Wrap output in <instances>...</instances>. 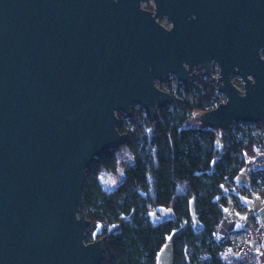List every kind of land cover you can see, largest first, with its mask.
Instances as JSON below:
<instances>
[{"label":"water","instance_id":"95a60500","mask_svg":"<svg viewBox=\"0 0 264 264\" xmlns=\"http://www.w3.org/2000/svg\"><path fill=\"white\" fill-rule=\"evenodd\" d=\"M263 56L264 0H0V264H100L85 169L126 144L116 112L154 121L156 82L214 62L225 100L193 119L264 124Z\"/></svg>","mask_w":264,"mask_h":264},{"label":"trees","instance_id":"16d2710c","mask_svg":"<svg viewBox=\"0 0 264 264\" xmlns=\"http://www.w3.org/2000/svg\"><path fill=\"white\" fill-rule=\"evenodd\" d=\"M192 79L194 83L178 84L172 93L174 101L167 107L173 105L174 114L159 110L154 121L148 115L142 120L131 115L128 123L117 124L119 132L128 134L126 145L134 154L112 189L101 185L97 170L85 169V241L104 238L100 264H157L174 230L172 264H227L221 252L230 240L216 235L225 208L239 207L235 191L264 196V166L249 171L248 186L236 182L246 160L264 153V136L244 141L232 131L233 125L239 128L236 123L216 129L193 119L194 113L210 110L223 99L216 79L200 73ZM106 165L114 169V160ZM160 208L171 209L172 217L154 222L151 212L161 214Z\"/></svg>","mask_w":264,"mask_h":264},{"label":"rangeland","instance_id":"374dc122","mask_svg":"<svg viewBox=\"0 0 264 264\" xmlns=\"http://www.w3.org/2000/svg\"><path fill=\"white\" fill-rule=\"evenodd\" d=\"M142 7L148 10H152L153 3L152 2L148 4L143 3ZM159 22L160 24H162L163 26L167 28L170 25L169 22L165 18H163ZM199 73L203 75L202 69L199 66L193 67L189 72V79H188L187 84H189V82L194 83L195 81L192 79V76L199 74ZM218 75H219L218 66L216 63L212 62L210 64L207 74H204L203 77H211V78L217 79ZM232 82L240 90H243L242 82L239 77L233 76ZM178 84L180 86H183L171 74L168 75L167 80L165 82L163 83L156 82V85L159 88H161L164 91H168L170 93H174L176 91ZM219 95L220 97H222L223 99L222 101H224L225 100L224 95L220 92H219ZM175 97L181 98V95L175 94ZM166 107L167 106H165L164 108L160 110H165L166 112H170V114H174L176 112V109L173 107V105H170L167 108ZM130 109H131L130 116L135 115L141 120L144 119L145 116L147 115L146 111L139 104H136V103L132 104ZM130 116H127L126 114L122 113L121 116H117L118 123H128V118ZM232 123H236L239 126L238 129L234 125L232 126V131H234V133L239 139L246 141L250 136H253V135L264 136V124L238 123V122H232ZM216 145H217V148L220 149L222 147V141L220 139H217ZM133 154L134 153H133L132 148H130L126 144H123L116 149L108 150L104 156L100 158H95L90 167L92 170H97L98 178H99L101 185L104 188L110 190L121 179L123 168L132 161ZM112 159L114 160V163H115L114 169L106 165V163L109 164V162ZM263 166H264V153H261L257 157L252 158V159L248 158L246 160V166L240 171V173L236 177L237 184L248 186L249 177H250L249 171L253 168H261ZM262 184L264 186V180ZM234 193H237L239 205H242L243 203H245V205L247 204L245 208L247 210L246 213L257 211L261 215V218L264 219V196H261V194L255 192L254 190L247 192L246 195H241L240 193L236 191ZM191 208H192V205H191ZM160 213L161 214H157L156 212H151V218L153 219L154 222L172 217L171 209L160 208ZM192 216H194L193 208H192ZM175 233H176V230H174V232H172V234L167 237L166 242L161 247L158 253V256H157V264H172V238Z\"/></svg>","mask_w":264,"mask_h":264},{"label":"crops","instance_id":"0c3cea01","mask_svg":"<svg viewBox=\"0 0 264 264\" xmlns=\"http://www.w3.org/2000/svg\"><path fill=\"white\" fill-rule=\"evenodd\" d=\"M246 206L245 203L239 207L228 205L225 208V215L218 225L216 235L221 240L229 239L230 244H232L240 239L243 231L250 230L253 235L250 246L260 258L261 264H264V235L258 236L256 232V224L264 229V219L257 211L251 212L257 214V218H252L251 213H246Z\"/></svg>","mask_w":264,"mask_h":264},{"label":"built area","instance_id":"2783aa9c","mask_svg":"<svg viewBox=\"0 0 264 264\" xmlns=\"http://www.w3.org/2000/svg\"><path fill=\"white\" fill-rule=\"evenodd\" d=\"M252 218H257L256 213H251ZM256 232L258 236L264 235V229L256 224ZM253 235L250 230L242 232L240 239L230 245L221 252L223 261L227 264L239 262L241 264H261L260 258L250 246Z\"/></svg>","mask_w":264,"mask_h":264},{"label":"bare ground","instance_id":"6f19581e","mask_svg":"<svg viewBox=\"0 0 264 264\" xmlns=\"http://www.w3.org/2000/svg\"><path fill=\"white\" fill-rule=\"evenodd\" d=\"M223 102V101H222Z\"/></svg>","mask_w":264,"mask_h":264}]
</instances>
